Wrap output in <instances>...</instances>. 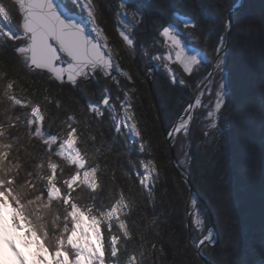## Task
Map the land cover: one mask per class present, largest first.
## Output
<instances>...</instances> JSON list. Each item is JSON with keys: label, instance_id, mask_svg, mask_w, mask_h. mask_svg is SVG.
Returning <instances> with one entry per match:
<instances>
[{"label": "trees", "instance_id": "16d2710c", "mask_svg": "<svg viewBox=\"0 0 264 264\" xmlns=\"http://www.w3.org/2000/svg\"><path fill=\"white\" fill-rule=\"evenodd\" d=\"M61 1L86 20L76 5ZM242 2L127 0L125 15L120 0H90L120 71L108 76L99 69L90 82L58 83L48 72L28 68L20 53L27 38L18 3L0 0V178L10 176L25 203L34 200L46 206L50 234L71 230L70 205L64 202L70 195L72 203L99 219L108 264H205L189 236L194 246L204 240L211 228L210 211L218 241L202 252L213 264H264V0H245L232 14L228 48L220 55L225 57L223 68L214 69L199 93L202 103L193 107L190 124L168 140L199 87L197 81L201 84L208 75L222 33L226 44L229 11ZM132 8L142 14V23ZM121 16L129 24V46L116 30ZM180 18L194 21L196 27L181 25ZM162 23L179 32L190 48L186 53L197 50L198 60H204L190 76L175 64V85L159 65L149 86L148 60L163 52L158 37ZM60 60L69 61L65 55ZM222 83L226 102L218 127L209 129L207 114L214 111ZM106 94L116 108L121 105L118 99H127L134 131L117 125L110 109L94 108ZM66 139L74 140L82 165L61 156ZM171 148L197 195L189 198ZM84 169L93 173L96 186L79 178L69 189L65 181L80 177ZM53 184L62 196H49ZM197 217L204 222L202 228Z\"/></svg>", "mask_w": 264, "mask_h": 264}, {"label": "snow or ice", "instance_id": "6c2138e0", "mask_svg": "<svg viewBox=\"0 0 264 264\" xmlns=\"http://www.w3.org/2000/svg\"><path fill=\"white\" fill-rule=\"evenodd\" d=\"M74 5H81V0H73ZM82 7L91 16L92 4L90 0H83ZM38 11L34 14L32 27L29 31L33 33V45L41 42L46 43L47 36L53 31H60L67 39H71V34L64 33L60 26L64 21L60 19L55 11L53 0H39L36 5ZM119 8L124 9L127 15L129 6L127 0H120ZM132 15L137 17V22H143V16L138 9H131ZM175 16L176 13H173ZM187 27L195 28L194 21L186 22ZM227 30L231 28V21L225 22ZM162 41L167 45L166 54L163 59L166 61L164 67L168 70L172 84L177 83L175 73L169 67L172 63L179 64L184 73L189 76L195 70L194 65L199 63L196 54L188 55L182 45V41L176 29L168 24L162 23L159 29ZM16 39V37H10ZM129 43L131 41L129 40ZM224 47V34L222 33L217 41L216 54L218 59L214 63L216 69H222L225 64V57L220 56V49ZM171 53V55L169 54ZM159 59V57H156ZM181 85L185 83L183 79L179 81ZM198 86L200 82L197 81ZM223 83L216 95L220 99L214 105V111L208 112V119L211 120L209 129H215L219 124V111L226 102L223 93ZM11 85H9V91ZM211 95V89H209ZM202 94L197 96L193 103L199 107L202 103ZM186 109H192V104L186 105ZM38 111L34 109V113ZM187 114V113H185ZM186 123L190 124V120ZM209 132L206 130L204 136ZM72 135L71 133L69 134ZM71 144L72 139L66 141ZM55 169L56 165H50ZM87 176V173H85ZM53 177H49L51 182ZM79 179L74 175L65 184L69 189H73L75 182ZM15 181L9 176L6 180L0 178V264H108V256L103 243V236L100 221L95 216H90L84 209L72 203L71 196L64 197L66 205H70L67 215L72 220L71 230L62 229L60 234L52 235L49 233L46 224L47 208L41 206L34 200L25 203L23 195L14 187ZM93 188L96 186L92 184ZM62 196L61 190L55 184L49 188V196ZM115 211V209H113ZM196 223L203 227V221L199 218ZM89 225H92L90 227ZM115 239V238H114ZM212 245L215 244L214 233L208 229L204 238ZM204 241H201L203 243ZM117 250L114 248L112 259L115 260Z\"/></svg>", "mask_w": 264, "mask_h": 264}, {"label": "water", "instance_id": "95a60500", "mask_svg": "<svg viewBox=\"0 0 264 264\" xmlns=\"http://www.w3.org/2000/svg\"><path fill=\"white\" fill-rule=\"evenodd\" d=\"M18 3V10L21 15V29L25 34L28 42L29 52H28V68L31 70L39 69L48 72L54 80L58 83H72L76 80H81L83 82H90L93 78L92 73L97 70H103L106 74H111L113 72L114 60L113 57L105 50L101 42L94 36L90 25L83 19L79 13L71 11L61 0H53L55 5V11L58 13L60 19L64 21V24L60 26L64 33L71 34V39H67L65 35H62L60 31H53L52 34L47 36L46 43L41 42L38 45H33V33L29 31L32 27V22L34 19V14L38 11L36 5L39 0H13ZM244 2V1H243ZM242 7V4L232 8L228 13V21H231V28L227 30V41L225 46L220 50L219 55H221L227 48L229 44V39L231 37V29L233 25L232 14L238 11ZM119 36L125 42L126 45L129 43L130 36L124 31H118ZM189 56L196 54L199 57V52L194 50L187 53ZM62 55H65L69 61H60ZM218 59L216 55L210 71L204 81L200 84L195 92L193 98L190 100L189 104H192V109L194 107L193 101L198 96L200 91L203 89L205 84L210 79L214 71V63ZM149 70L151 75L148 77L147 81L149 86H151V81L154 74L158 70V66L149 60ZM188 104V105H189ZM192 109H188L185 113L181 114L175 121L170 135L176 128V126L185 119V117L190 113ZM168 137V139H169ZM171 158L174 166L176 167L177 173L181 176L183 180L188 184L190 194H196V190L190 181L189 175L181 172L178 168V163L173 154L171 148ZM212 229L215 235V242H217V231L215 224L210 215ZM187 224L189 225L188 211H187ZM189 241L194 252L197 256L205 263L212 264L210 260L201 252V248L204 245H212L209 241L203 240L197 248L192 244L191 238L189 236Z\"/></svg>", "mask_w": 264, "mask_h": 264}, {"label": "rangeland", "instance_id": "374dc122", "mask_svg": "<svg viewBox=\"0 0 264 264\" xmlns=\"http://www.w3.org/2000/svg\"><path fill=\"white\" fill-rule=\"evenodd\" d=\"M69 2H71L72 4L73 3V0H68ZM245 2V0H243ZM244 2H242V6L244 5ZM83 4V0H81V5ZM81 5H76L80 10H82L85 14V17H86V21L88 22V24L90 25V28L94 34V36L96 37V39H98L101 44L104 46L105 50L113 57V60H114V67H113V72H111V74H105L110 76V75H115V74H118L120 69L116 63V60H115V53L114 51L112 50V48L108 45V39L106 37V34L104 32V30L98 26L96 24V21H95V18H94V14H92L91 16L89 15L88 11L85 10V7H82ZM241 9V8H240ZM92 13H93V10L91 9ZM3 13V10L2 8L0 7V14ZM179 22L181 25L185 26L186 25V20L183 19V18H180L179 19ZM128 23L124 20L123 16H121L119 18V21L117 23V26H116V30H124L126 33H128ZM130 29H131V26H130ZM132 31V29H131ZM118 33V32H117ZM181 41H182V45H183V49L185 52L189 51L190 48L188 46H186L184 44V40L183 38L181 37V35L179 34V32H177ZM119 35V34H118ZM129 35V34H128ZM130 36V35H129ZM159 39L162 41L161 37H160V34H159ZM131 37H130V41H131ZM131 45V44H130ZM162 48H163V52L161 53L160 56H157L159 57V59L155 58V60H152L150 59L154 64H156L158 66V69H159V65H161L166 71H168L165 67H164V64L166 63V61L163 59V55L166 54V49H167V45L162 41V44H161ZM129 46V45H128ZM132 52H133V49H130ZM28 52H29V47H28V42H27V45H24L20 48V53L22 54V56L27 60L28 62ZM171 55V53H169ZM204 59L203 58H200L199 59V62L200 61H203ZM61 61V60H60ZM62 62H67V61H62ZM213 62V61H212ZM147 70L149 71L150 75H151V72L149 70V67H150V64H149V60H148V63H147ZM177 64V63H172L169 65V67L172 68L173 72L175 71L174 69V65ZM197 65V64H196ZM194 65V67L196 66ZM215 69V67H214ZM103 71V70H101ZM158 72V70H157ZM156 72V73H157ZM184 72V71H183ZM156 73L154 74V76L156 75ZM113 75V76H114ZM154 78V77H153ZM152 83V81H151ZM201 92V91H200ZM199 95V94H198ZM220 98L218 97L217 98V101L219 100ZM111 95L109 94H106L102 100L100 101L99 104H95V107L96 109H98V111H102L103 108H108L111 110V113H112V118L116 121V124L117 125H122L124 126L126 129L130 130V131H134L135 130V126H134V122L133 120L131 119V116H130V111L128 109V101L127 99H125L124 97L122 99H118V104H121L119 108H116L115 107V104H111ZM195 106V104H194ZM188 110V109H187ZM193 110V109H192ZM192 110L190 111V113L185 117V119L181 120V122L176 126V128L174 129V131L172 133H174L176 130H179L181 128H184L186 125H187V121H188V117L191 115V112ZM36 120H38L36 118ZM38 122V121H37ZM42 131V130H41ZM43 133V131H42ZM45 135V139L49 140V141H54L56 140L55 137H50L49 135L47 134H44ZM170 135V134H169ZM168 135V137H169ZM172 135V134H171ZM170 138L171 136L169 137V141H170ZM69 139H66L62 142V145H61V151H60V154L62 157H64L67 161L71 162V163H77L79 165H82L83 164V160L81 158V155L77 149V147L75 146V143H74V140L72 139V143L71 144H68L66 143V141H68ZM173 163V162H172ZM182 172V171H181ZM188 173V171H184L183 173ZM85 173H87V176L85 175ZM189 175V173H188ZM181 177V176H180ZM82 181H84L85 184L91 186L94 182H95V179H94V175L92 172H90L88 169H84L82 171V173L80 174V177H79ZM190 178V177H189ZM185 181V180H184ZM191 181V180H190ZM192 183V182H191ZM197 195V192L196 194H190L189 195V198L190 196H195ZM188 202H189V199H188ZM187 202V205L189 204ZM187 211H188V218H189V224H190V210L187 208L186 210V215H187ZM209 214L212 216V214L210 213L209 211ZM211 218V217H210ZM199 218L197 217V220ZM212 220H213V217H212ZM214 222V221H213ZM215 224V223H214ZM188 225V224H187ZM90 227H92V225H89ZM189 226V225H188ZM215 228H216V225H215ZM211 229H212V224H211ZM213 230V229H212ZM217 231V229H216ZM214 233V231H213ZM214 239H215V235H214ZM205 240V239H204ZM203 241V240H202ZM217 241H218V234H217ZM201 243V242H200ZM199 243V244H200ZM193 244V243H192ZM198 244V245H199ZM217 244V242H215L214 245H204L202 246L201 248V252H202V249L205 247V246H208V247H214L215 245ZM197 245V246H198ZM197 246H194L195 248H197ZM195 253V252H194ZM203 253V252H202ZM196 254V253H195ZM204 254V253H203ZM197 256V254H196ZM210 260V259H209ZM210 262L212 263V261L210 260ZM213 264V263H212Z\"/></svg>", "mask_w": 264, "mask_h": 264}, {"label": "bare ground", "instance_id": "6f19581e", "mask_svg": "<svg viewBox=\"0 0 264 264\" xmlns=\"http://www.w3.org/2000/svg\"><path fill=\"white\" fill-rule=\"evenodd\" d=\"M240 67V66H239ZM248 68V67H247ZM230 74H231V72H230ZM152 85V84H151ZM250 99V98H249ZM174 102V101H173ZM249 103H250V100L248 101ZM258 102V101H257ZM164 109V108H163ZM247 109V108H246ZM245 111H247V110H245ZM165 112V111H164ZM242 112V111H241ZM252 113V112H251ZM245 114V113H244ZM261 115V114H260ZM242 117V116H241ZM254 117V116H253ZM240 118V117H239ZM254 119V118H253ZM246 128V127H245ZM252 128V127H251ZM197 130V129H196ZM256 131V130H255ZM250 132V131H249ZM200 133V132H199ZM260 133V132H259ZM198 134V133H197ZM246 143V142H245ZM251 143V142H250ZM263 152V151H262ZM245 153V152H244ZM251 153V152H250ZM241 154V153H240ZM264 154V153H263ZM191 174V173H190ZM233 182V181H232ZM244 189V188H243ZM225 198H226V196H225ZM261 221V220H260ZM249 231V230H248ZM253 237V236H252ZM170 253V252H169ZM252 257V256H251Z\"/></svg>", "mask_w": 264, "mask_h": 264}]
</instances>
